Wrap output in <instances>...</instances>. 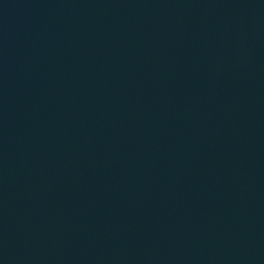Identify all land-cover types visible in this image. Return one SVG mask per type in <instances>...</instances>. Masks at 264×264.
Masks as SVG:
<instances>
[{
    "label": "water",
    "instance_id": "water-1",
    "mask_svg": "<svg viewBox=\"0 0 264 264\" xmlns=\"http://www.w3.org/2000/svg\"><path fill=\"white\" fill-rule=\"evenodd\" d=\"M0 264H264V0H0Z\"/></svg>",
    "mask_w": 264,
    "mask_h": 264
}]
</instances>
